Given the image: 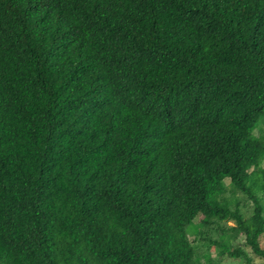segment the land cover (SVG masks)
Here are the masks:
<instances>
[{
  "label": "trees",
  "instance_id": "1",
  "mask_svg": "<svg viewBox=\"0 0 264 264\" xmlns=\"http://www.w3.org/2000/svg\"><path fill=\"white\" fill-rule=\"evenodd\" d=\"M263 163L264 0H0V264H264Z\"/></svg>",
  "mask_w": 264,
  "mask_h": 264
},
{
  "label": "rangeland",
  "instance_id": "2",
  "mask_svg": "<svg viewBox=\"0 0 264 264\" xmlns=\"http://www.w3.org/2000/svg\"><path fill=\"white\" fill-rule=\"evenodd\" d=\"M264 164V163H263ZM253 166L251 165L250 168H252ZM226 184H227V187H228V191L226 193L227 196L229 197H232L233 194L235 195V193H233V189L231 188V185H230V180L229 179H226ZM237 198L241 199L243 198V196L239 193H237L235 195ZM242 208L244 210V212L246 214H249L250 211H251V208H250V204H243L242 205ZM202 218L203 216L202 215H199L191 225H189V229L192 231V232H195L196 230L200 229L201 225H202ZM232 223V222H230ZM207 234H209L212 238L214 239H217L219 241H224V242H229L232 243V245H237V244H241L243 242V238H238V239H235V240H230L229 237H225L224 235H222L218 230L216 229H207ZM193 234V233H192ZM194 237V235H192V238ZM263 241H264V238H263ZM203 242V241H201ZM199 244L201 245V248L202 249H207V246L204 245V243H200L199 241ZM210 252H211V255L212 257L217 261V264H244L243 260L242 259H231V258H227V257H221L220 255H218L217 253V249L215 247H211L210 249Z\"/></svg>",
  "mask_w": 264,
  "mask_h": 264
}]
</instances>
